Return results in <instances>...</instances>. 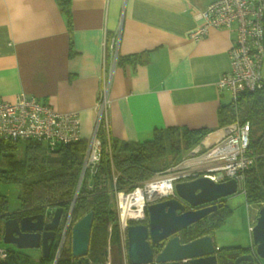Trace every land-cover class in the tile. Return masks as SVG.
<instances>
[{
  "label": "crops",
  "instance_id": "crops-1",
  "mask_svg": "<svg viewBox=\"0 0 264 264\" xmlns=\"http://www.w3.org/2000/svg\"><path fill=\"white\" fill-rule=\"evenodd\" d=\"M214 1L70 0L69 26L57 0H0V99L24 93L59 112H77L81 139L89 141L109 79L112 139L140 143L174 127L212 133L218 111L231 103L217 83L229 71L235 32L211 27L198 40L190 33ZM115 34L120 62L113 65L108 45ZM132 55L144 62L129 63ZM253 226L246 231L251 251ZM212 239L216 250L224 247L215 233Z\"/></svg>",
  "mask_w": 264,
  "mask_h": 264
},
{
  "label": "trees",
  "instance_id": "trees-1",
  "mask_svg": "<svg viewBox=\"0 0 264 264\" xmlns=\"http://www.w3.org/2000/svg\"><path fill=\"white\" fill-rule=\"evenodd\" d=\"M67 23L71 24L70 0H57ZM264 29V16L262 18ZM131 64L143 63L144 56L126 57ZM116 62H120L117 57ZM235 121L248 122L250 143L248 151L254 158L253 166L245 172V202L259 209L264 206V88L241 93L236 103L218 111V128ZM210 133L207 130H187L178 127L154 132L150 140L140 143L120 142L110 136V152L103 130L97 131L100 160L94 172H86L81 183L82 162L88 141L80 139L59 145L54 151L38 142L0 141V183L20 186L19 208L16 212L42 214L50 219L60 208L69 224L56 264H76L71 253V227L89 212L94 213L88 259L92 263L129 264L123 257L119 226L113 206V191H129L184 160V153L197 146ZM21 145V146H20ZM116 177L115 185L113 178ZM71 213L69 215V212ZM7 201L0 196V222L13 217ZM226 203L204 219L183 230L185 241L212 236L230 215ZM147 216V212H146ZM62 226L60 228V235ZM59 238L49 257H39L36 264H53ZM155 251V250H154ZM158 251V250H157ZM217 264H233L238 256L251 253L248 247L230 246L217 250ZM108 254L110 261H107ZM109 258V257H108ZM0 264H30V258L21 253L7 251ZM257 264L254 260L252 263Z\"/></svg>",
  "mask_w": 264,
  "mask_h": 264
},
{
  "label": "built area",
  "instance_id": "built-area-1",
  "mask_svg": "<svg viewBox=\"0 0 264 264\" xmlns=\"http://www.w3.org/2000/svg\"><path fill=\"white\" fill-rule=\"evenodd\" d=\"M264 0H217L200 14L202 25L190 37L198 40L211 27L235 32L229 49V71L222 74L217 86L228 90L231 102L236 103L241 93L264 88L261 67L264 58ZM119 34H115L108 48L116 62ZM110 77V76H109ZM108 77V78H109ZM109 79L101 90L97 109V121L88 141L82 162L81 183L84 174L94 172L100 160V143L97 131L103 128L107 134V151L110 152L108 123L106 120ZM81 139L80 118L77 112H59L49 103L34 97L17 94L13 100L0 99V141L38 142L48 151L59 145L71 144ZM209 139H211L209 141ZM250 128L248 122L235 121L207 134L178 164L156 173L129 191H113V206L119 226L123 257H127V229L139 224L146 217L148 205L176 198L175 183L199 177H208L215 183L235 180L237 191L245 194V172L254 164L248 151ZM116 177L112 182L115 185ZM62 228L60 242L64 240ZM7 251L0 249V261L5 260ZM110 264V263H106Z\"/></svg>",
  "mask_w": 264,
  "mask_h": 264
},
{
  "label": "water",
  "instance_id": "water-1",
  "mask_svg": "<svg viewBox=\"0 0 264 264\" xmlns=\"http://www.w3.org/2000/svg\"><path fill=\"white\" fill-rule=\"evenodd\" d=\"M176 198L148 205V225L133 224L127 229V259L129 264H217L218 253L212 236L207 235L182 242L176 235L180 231L204 219L224 205V199L237 192L236 181L231 179L215 183L208 177H199L175 183ZM186 206L190 209L186 210ZM71 210L69 212V215ZM62 209L53 212L51 220L44 223L43 215L10 218L3 223L2 240L17 249H40L48 258L55 230L59 227ZM94 213L91 211L71 227V253L76 264L92 263L89 251ZM66 232V228L64 230ZM253 249L238 256L233 264L252 263L264 259V206H262L251 230ZM163 242V243H162ZM161 244L158 251L152 246ZM62 241L56 252L59 256Z\"/></svg>",
  "mask_w": 264,
  "mask_h": 264
},
{
  "label": "rangeland",
  "instance_id": "rangeland-1",
  "mask_svg": "<svg viewBox=\"0 0 264 264\" xmlns=\"http://www.w3.org/2000/svg\"><path fill=\"white\" fill-rule=\"evenodd\" d=\"M261 75L264 76V58L261 67ZM188 156L189 153L187 152L184 153L183 157L187 158ZM20 191L21 188L17 184L0 183V196L5 197L7 201V209L9 213H13L18 210L19 208L18 196L20 194ZM225 200L227 203L226 204L227 209L230 210L231 213L225 219L224 224L221 225V227L218 229L219 231H215L216 242L219 247L221 246L246 247V245H248V241H247L248 235L246 234V231L248 225L253 226V223L255 222L256 217L258 215L259 208L255 205L246 204L244 194H242L240 191H237L235 194L226 197ZM68 217L67 219H65L63 216H61L60 226H62V228L66 225ZM2 229H3V224L1 225L0 222V249L10 252H17V253L19 252L22 255L28 256L30 258V264H36L37 262L36 260L42 255L41 250L17 249L14 245L5 244L2 240V233H1ZM108 257H107V261H110L109 254ZM260 260L264 262V259H260Z\"/></svg>",
  "mask_w": 264,
  "mask_h": 264
},
{
  "label": "flooded vegetation",
  "instance_id": "flooded-vegetation-1",
  "mask_svg": "<svg viewBox=\"0 0 264 264\" xmlns=\"http://www.w3.org/2000/svg\"><path fill=\"white\" fill-rule=\"evenodd\" d=\"M188 209H190V208L186 206V210H188ZM34 215H37V214H33V213H27V214H25V213H22L21 211H18V212L15 213V215H13V217H7L4 220L2 219L1 220V225L4 223L5 220L10 219V218H15L17 220H20L22 217H26V216H29L30 217V216H34ZM43 219H44V223H47V222H49L51 220V218L48 219L46 216H44ZM139 224L148 225V217L146 216L145 219H144V221L141 222V223H139ZM60 228H61V226L59 225V227L55 230V237H54L53 245L56 243L57 239L59 238ZM1 233L3 234V229H2V232ZM176 235H178L180 237V239L182 240L183 243L184 242H187V241L184 240L183 230L180 231L179 233H177ZM162 243L158 244L157 246H152L153 249L155 251H157L159 249V247L161 246ZM53 245H52V247H53Z\"/></svg>",
  "mask_w": 264,
  "mask_h": 264
}]
</instances>
